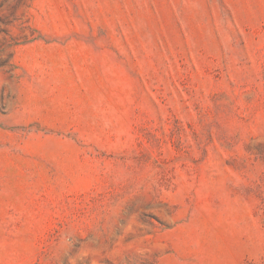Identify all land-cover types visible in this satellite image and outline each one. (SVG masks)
<instances>
[{
	"label": "rangeland",
	"instance_id": "374dc122",
	"mask_svg": "<svg viewBox=\"0 0 264 264\" xmlns=\"http://www.w3.org/2000/svg\"><path fill=\"white\" fill-rule=\"evenodd\" d=\"M0 264H264V0H0Z\"/></svg>",
	"mask_w": 264,
	"mask_h": 264
}]
</instances>
